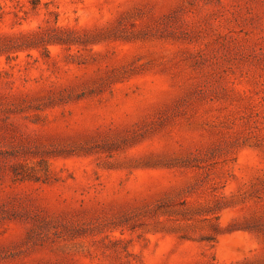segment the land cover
<instances>
[{"label":"rangeland","instance_id":"374dc122","mask_svg":"<svg viewBox=\"0 0 264 264\" xmlns=\"http://www.w3.org/2000/svg\"><path fill=\"white\" fill-rule=\"evenodd\" d=\"M0 264H264V0H0Z\"/></svg>","mask_w":264,"mask_h":264}]
</instances>
